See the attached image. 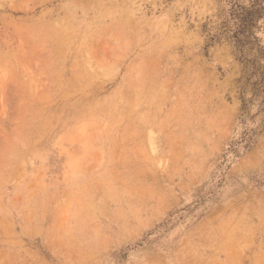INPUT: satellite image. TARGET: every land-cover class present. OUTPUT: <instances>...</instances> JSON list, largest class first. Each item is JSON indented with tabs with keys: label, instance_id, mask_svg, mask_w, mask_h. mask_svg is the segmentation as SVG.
I'll list each match as a JSON object with an SVG mask.
<instances>
[{
	"label": "rangeland",
	"instance_id": "obj_1",
	"mask_svg": "<svg viewBox=\"0 0 264 264\" xmlns=\"http://www.w3.org/2000/svg\"><path fill=\"white\" fill-rule=\"evenodd\" d=\"M0 264H264V0H0Z\"/></svg>",
	"mask_w": 264,
	"mask_h": 264
}]
</instances>
